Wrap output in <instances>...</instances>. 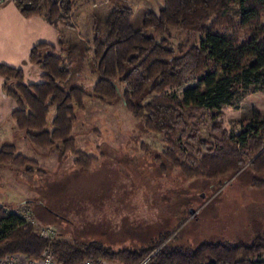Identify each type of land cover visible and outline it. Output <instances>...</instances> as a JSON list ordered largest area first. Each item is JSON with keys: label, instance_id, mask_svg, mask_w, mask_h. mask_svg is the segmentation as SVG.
Listing matches in <instances>:
<instances>
[{"label": "trees", "instance_id": "obj_1", "mask_svg": "<svg viewBox=\"0 0 264 264\" xmlns=\"http://www.w3.org/2000/svg\"><path fill=\"white\" fill-rule=\"evenodd\" d=\"M13 1L26 18L45 14L56 25L72 20L71 0ZM111 1L112 10L95 25L84 53L97 77L91 91L74 81L80 49L72 42H39L32 47L29 59L42 70L38 82L26 81L22 68L0 63L4 89L17 102L12 117L18 128L27 130L40 149L74 151L76 163L86 169L97 158L75 149L78 112L85 109L88 96L121 100L148 132L163 136L165 149L157 156L162 171L175 167L187 179L218 180L222 186V178L250 167L256 174L251 185L264 188V120L254 116L234 136L224 128L221 112L228 105L240 106L251 90L264 91V0H162L159 12H145L139 28L128 0ZM233 6L235 16L227 13ZM172 28L204 37L200 44L176 48ZM191 81L197 84L181 98L168 93ZM209 123L213 142L201 133L202 125ZM29 162L33 161L15 152L13 145L0 148L2 165ZM168 237L155 245L115 251L96 241L41 237L23 216L0 207V259L10 254L39 259L50 248L65 264L91 257L118 264L146 259L145 264H264L261 234L251 244L204 241L192 248L166 243L159 249Z\"/></svg>", "mask_w": 264, "mask_h": 264}, {"label": "rangeland", "instance_id": "obj_2", "mask_svg": "<svg viewBox=\"0 0 264 264\" xmlns=\"http://www.w3.org/2000/svg\"><path fill=\"white\" fill-rule=\"evenodd\" d=\"M128 1L135 11L137 28L147 10L159 12L162 7V0ZM71 2L70 24L52 25L58 31V41L79 46L74 81L91 91L97 77L91 72L85 50L95 35V25L107 18L114 5L111 0ZM235 8L227 13L235 16ZM170 35L176 48L200 44L204 37L177 28H172ZM247 38L248 34L243 39ZM32 65L28 77L41 81V68ZM196 84L191 81L170 88L168 93L181 98ZM1 89V107L6 111L17 108L14 98ZM2 108L0 119L5 112ZM221 112L224 128L236 136L254 116L264 120V91L251 90L240 106L228 105ZM2 123L0 148L13 145L15 152L33 162L0 164V207L28 215L35 221L37 233L50 227L59 238L78 243L96 241L115 251L155 245L168 235L165 244L192 248L204 241L251 244L257 235H264V188L251 185L256 174L250 167L222 178V186L218 180L187 179L175 167L162 171L157 156L165 149L163 136L148 132L121 100L101 101L88 96L85 109L78 112L75 149L97 158L86 169L76 163L74 151L61 153L34 146L27 130L18 128L12 112ZM210 127L211 123L203 124L201 133L213 142Z\"/></svg>", "mask_w": 264, "mask_h": 264}, {"label": "crops", "instance_id": "obj_3", "mask_svg": "<svg viewBox=\"0 0 264 264\" xmlns=\"http://www.w3.org/2000/svg\"><path fill=\"white\" fill-rule=\"evenodd\" d=\"M0 9V63L27 71L33 70L29 59L32 47L39 42L58 44V31L43 16L26 18L14 1L4 0ZM31 70V71H32ZM33 82V81H31ZM5 79L0 76V87L4 90ZM0 108L1 103H0ZM0 119L3 125L14 109L6 111ZM8 122V121H7ZM13 128V127H12Z\"/></svg>", "mask_w": 264, "mask_h": 264}, {"label": "built area", "instance_id": "obj_4", "mask_svg": "<svg viewBox=\"0 0 264 264\" xmlns=\"http://www.w3.org/2000/svg\"><path fill=\"white\" fill-rule=\"evenodd\" d=\"M17 214L19 213L17 212ZM21 216H23L28 222L35 224V221L31 219L28 215L27 216L21 215ZM38 233L41 237L44 238H50V239L59 238V235H56L57 234L56 231L54 229H51L50 227H46L44 229L41 228L38 231ZM146 261L147 259L141 264H145ZM0 264H65V263L58 262L55 259L54 251L48 248L42 253L39 259H32L23 254H10L0 259ZM76 264H114V263L104 258L91 257Z\"/></svg>", "mask_w": 264, "mask_h": 264}, {"label": "water", "instance_id": "obj_5", "mask_svg": "<svg viewBox=\"0 0 264 264\" xmlns=\"http://www.w3.org/2000/svg\"><path fill=\"white\" fill-rule=\"evenodd\" d=\"M192 214L195 212V210L194 209H192L191 211H190ZM165 245V243L164 244H162L160 247H159V249L162 247V246H164Z\"/></svg>", "mask_w": 264, "mask_h": 264}]
</instances>
